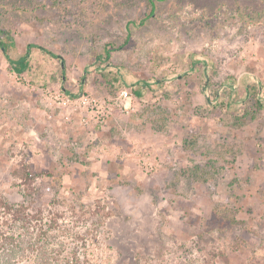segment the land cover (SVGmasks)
<instances>
[{
	"label": "rangeland",
	"instance_id": "1",
	"mask_svg": "<svg viewBox=\"0 0 264 264\" xmlns=\"http://www.w3.org/2000/svg\"><path fill=\"white\" fill-rule=\"evenodd\" d=\"M0 31L7 201L96 264H264V0H0ZM143 81L104 126L65 103Z\"/></svg>",
	"mask_w": 264,
	"mask_h": 264
},
{
	"label": "trees",
	"instance_id": "2",
	"mask_svg": "<svg viewBox=\"0 0 264 264\" xmlns=\"http://www.w3.org/2000/svg\"><path fill=\"white\" fill-rule=\"evenodd\" d=\"M14 45L13 37L0 31V49L8 58ZM27 58L10 60L21 72L28 64ZM98 58L110 60L109 50ZM27 208L24 203H10L0 194V264H96L88 256L87 237L75 229L73 221H58L59 214L57 219L42 212L34 214Z\"/></svg>",
	"mask_w": 264,
	"mask_h": 264
},
{
	"label": "built area",
	"instance_id": "3",
	"mask_svg": "<svg viewBox=\"0 0 264 264\" xmlns=\"http://www.w3.org/2000/svg\"><path fill=\"white\" fill-rule=\"evenodd\" d=\"M105 68L109 71L112 70L111 65H105ZM152 82V81H151ZM143 81V82H133L128 86H124L120 89L118 95L116 97H112L109 101L102 102L97 97L87 93L86 95H80L79 97L71 98L68 97V102H81L82 105L85 106V110L87 111L85 114L81 113V121L85 125L95 124L97 126H104L110 115L113 114L114 105L118 102H123L122 108H127L129 101L133 98L135 91L143 92L145 87H150L152 83ZM138 89V90H137ZM142 90V91H141ZM69 119V116H67Z\"/></svg>",
	"mask_w": 264,
	"mask_h": 264
}]
</instances>
